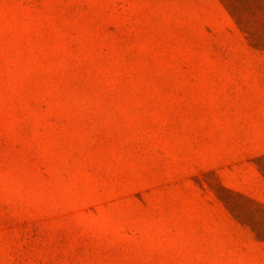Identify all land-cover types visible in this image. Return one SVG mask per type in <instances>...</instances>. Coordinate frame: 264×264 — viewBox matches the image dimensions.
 Segmentation results:
<instances>
[{
	"label": "rangeland",
	"instance_id": "374dc122",
	"mask_svg": "<svg viewBox=\"0 0 264 264\" xmlns=\"http://www.w3.org/2000/svg\"><path fill=\"white\" fill-rule=\"evenodd\" d=\"M263 156L264 0H0V264H264Z\"/></svg>",
	"mask_w": 264,
	"mask_h": 264
},
{
	"label": "trees",
	"instance_id": "16d2710c",
	"mask_svg": "<svg viewBox=\"0 0 264 264\" xmlns=\"http://www.w3.org/2000/svg\"><path fill=\"white\" fill-rule=\"evenodd\" d=\"M262 161L264 162V156ZM250 201L256 206L254 209H239L237 204L231 198L228 199L227 202L228 206H232V210L238 213V216H242V218L248 220V224L254 228L258 237L264 240V204L257 201Z\"/></svg>",
	"mask_w": 264,
	"mask_h": 264
}]
</instances>
